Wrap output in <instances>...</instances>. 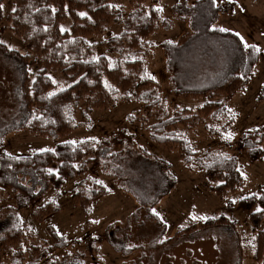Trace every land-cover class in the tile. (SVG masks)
<instances>
[{
  "label": "rangeland",
  "instance_id": "obj_1",
  "mask_svg": "<svg viewBox=\"0 0 264 264\" xmlns=\"http://www.w3.org/2000/svg\"><path fill=\"white\" fill-rule=\"evenodd\" d=\"M153 1L171 24L149 38L154 47L147 72L158 83V103L123 102L88 115L83 103L78 127L65 136L22 131L0 144V222L12 212L32 236L10 252L0 246V264H264L254 259L255 230H264V212L256 211L264 209V0ZM12 4L4 0L0 41L29 55L10 31ZM113 5L125 15L133 10L128 0ZM70 26L67 21L63 28ZM121 31L122 25H110L89 42L101 44ZM245 43L260 49L254 80L231 101L218 100L232 110L229 116L200 115L207 102L203 95L242 66ZM100 55L114 58L102 45ZM31 57L34 76L42 66ZM49 75L60 88L72 84L60 72ZM16 83L12 66L0 58V122L16 112ZM183 109L191 110V117L171 129L189 141L191 158L182 156L176 143L160 144L150 129ZM231 118L235 122L228 124ZM45 148L53 151H41ZM133 149L149 155L155 175L168 179L160 181L166 189L173 186L166 195L139 196L129 188L124 160ZM215 157L226 162L206 172L202 164ZM14 177L23 191L11 185ZM101 190L106 193L92 200ZM193 214L224 216L232 225L201 228L206 219L193 220ZM188 227L190 233L182 232ZM111 231H116V245L110 243Z\"/></svg>",
  "mask_w": 264,
  "mask_h": 264
},
{
  "label": "trees",
  "instance_id": "obj_2",
  "mask_svg": "<svg viewBox=\"0 0 264 264\" xmlns=\"http://www.w3.org/2000/svg\"><path fill=\"white\" fill-rule=\"evenodd\" d=\"M113 2L114 0H13L7 17L10 31L24 42L30 54L23 55L0 43V58L12 66L17 81L12 91L17 109L10 118L0 122V144L9 135L22 131L52 139L65 136L78 127L76 114L83 103H87L86 115L95 109L117 108L123 102L158 103L155 94L158 83L147 72V63L153 57L154 47L149 38L161 29H169L171 24L162 11H157L159 7L155 5L156 1L150 3L151 0H128L133 8L128 15H125L123 9L116 8ZM3 3L4 0H0V4ZM80 13L86 15L81 16ZM3 20L2 9L0 22ZM67 21H71L70 29L62 31ZM110 25H122L121 33L101 44L89 42L91 37L105 33ZM98 45L106 47L114 58L97 56ZM31 55L42 66L34 76L30 72V66L34 63ZM243 56V64L239 69L203 95L207 102L199 109L200 115L216 119L229 116L226 105L218 100L231 101L237 94L245 92L254 80L255 69L260 61V52L252 47L246 48L244 44ZM51 71L60 72L72 84L61 91L62 88L53 83L54 80L49 75ZM105 82L110 87H106ZM190 117L191 110L183 109L152 125L150 129L153 138L160 144L180 145L182 156L191 158L194 151L189 141L171 129L183 125ZM228 121V124H233L235 119ZM124 161L131 175L129 188L137 195L161 193L160 196H164L173 187L171 185L166 189L161 186L160 181L167 184L168 179L155 175L154 164L149 155L134 149L128 150ZM225 162V157H215L202 165L209 172L218 169ZM2 169L0 166V171ZM19 173L23 175V172ZM14 178L11 185L23 191L24 187ZM220 186H224V182L217 187ZM2 188L4 186L0 185V190ZM105 193V190L95 192L91 198L99 199ZM78 195L79 193L74 195L75 200ZM242 206L248 208L247 204ZM231 225L227 218L221 216L206 219L201 228H231ZM0 226L3 228L0 232L3 252H10L13 247L32 238L21 219L12 212L6 215ZM190 231L191 227H188L182 232ZM255 231L254 259L264 263V230L259 228ZM109 236L111 244L119 243L116 231H111ZM59 239L65 246V239L61 236ZM173 240L174 238L168 242Z\"/></svg>",
  "mask_w": 264,
  "mask_h": 264
},
{
  "label": "snow or ice",
  "instance_id": "obj_3",
  "mask_svg": "<svg viewBox=\"0 0 264 264\" xmlns=\"http://www.w3.org/2000/svg\"><path fill=\"white\" fill-rule=\"evenodd\" d=\"M112 7H114V6H112ZM4 8V5L3 4H0V10H2ZM13 11H15V9H13ZM157 11H162V9H157ZM80 15L81 16H84V15H86L85 13H80ZM62 31H66L65 29H61ZM219 31H221V32H226V31H228V29H226V28H220L219 29ZM237 36H239V33H237L236 34ZM240 39H241V41L243 42V37H240ZM0 43H2V41H0ZM245 47L246 48H248V47H252L256 52H259L260 51V49L258 48V47H256V46H254V45H252V46H249V45H247L246 43H245ZM153 79H154V77H153ZM53 83H56V81H53ZM105 85H106V87H110V85H108L107 84V82H105ZM64 89L62 88L61 89V91H63ZM52 95H55V93H52ZM232 110L231 109H229V112H231ZM226 139H231L232 138V134L230 133L228 136H226L225 137ZM92 139H95V138H92ZM86 141H81V143H85ZM71 143H73V144H75V143H77L76 141H71ZM41 151H43V152H50V151H53L52 149H47V148H45V149H41ZM74 167H75V165H74ZM51 172H52V170H49V173L51 174ZM241 175H244L243 173H241ZM245 179H247V177H245ZM95 183H97V184H103V181H100V180H96L95 181ZM243 199H246L247 197H242ZM233 203H235V201H233ZM257 212H264V209H260V208H257V210H256ZM153 214L154 215H157V216H159V213L158 212H156V210L155 209H153ZM161 219H163V218H161ZM192 219L193 220H197V219H201V220H204V219H207V217H205V216H196L195 214H193L192 215ZM99 221H94V223H98Z\"/></svg>",
  "mask_w": 264,
  "mask_h": 264
}]
</instances>
